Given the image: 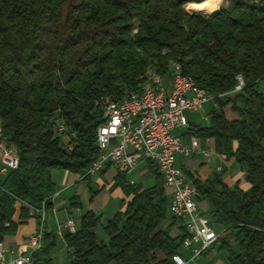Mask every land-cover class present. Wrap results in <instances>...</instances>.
Masks as SVG:
<instances>
[{
  "label": "trees",
  "instance_id": "16d2710c",
  "mask_svg": "<svg viewBox=\"0 0 264 264\" xmlns=\"http://www.w3.org/2000/svg\"><path fill=\"white\" fill-rule=\"evenodd\" d=\"M203 1L0 0V138L18 157L0 180V240L35 218L41 244L33 264H55L56 233L34 211L52 205V170L84 174L100 152L105 103L141 92L148 71L165 75L176 63L198 86L228 93L215 98L207 125L190 122L184 135L212 139L247 187L227 185L217 171L204 180L185 173L223 231L216 243L226 264H264V2L227 0L210 14L185 9ZM237 75L243 87L232 93ZM59 125L71 149L60 143ZM148 167V187L116 175L125 199L103 227L107 243L96 235L101 216L93 210L63 234L65 264H173L185 234L168 211L162 178Z\"/></svg>",
  "mask_w": 264,
  "mask_h": 264
},
{
  "label": "built area",
  "instance_id": "2783aa9c",
  "mask_svg": "<svg viewBox=\"0 0 264 264\" xmlns=\"http://www.w3.org/2000/svg\"><path fill=\"white\" fill-rule=\"evenodd\" d=\"M242 87L243 80L237 75L231 92H238ZM227 94H215L198 86L192 78L182 74L178 64L172 63L167 74L149 77L141 92L108 100L103 111L104 121L97 128L100 152L86 174L101 172L111 164L118 173L129 175L140 162H147L162 178L163 186L171 190L168 211L184 231L181 248L189 251L188 258L181 252L174 253L171 257L173 264H188L223 236V231L216 232L210 219L199 208V193L178 158L187 159L201 153L206 163L210 161L213 153L200 147L199 137L184 135L190 124L185 114L201 110L205 103L215 104L216 97L223 98ZM57 129L63 132L65 127L59 125ZM69 136L74 137V133ZM71 147L69 144L68 148ZM0 160V173L6 174L18 164L16 150L1 138ZM220 170L218 166L217 171ZM129 183L134 184V181L129 180ZM34 211L44 219L43 209ZM63 226L68 231L77 228L72 218L65 220ZM40 244V229L29 234L16 249L0 240V264H33L32 253Z\"/></svg>",
  "mask_w": 264,
  "mask_h": 264
},
{
  "label": "rangeland",
  "instance_id": "374dc122",
  "mask_svg": "<svg viewBox=\"0 0 264 264\" xmlns=\"http://www.w3.org/2000/svg\"><path fill=\"white\" fill-rule=\"evenodd\" d=\"M226 3H227V0H223L220 3L219 8L223 5H226ZM171 69H172V65L169 66V71ZM154 75H155V73L153 71H151V70L148 71V78H147V81L145 82L144 86L147 85L149 77H152ZM258 88L260 90H262L264 88V82L260 81L258 83ZM212 107H213V103L208 102V103L204 104V106L201 110L195 111V112H186L185 115H186L187 119L194 124L207 125L208 124V118H209L208 113ZM224 110H225L226 116L228 118H232L234 116L233 112H231L229 109H227V107L224 108ZM57 133L59 134V137H60V143L64 145L65 149H69L67 147V143H66L68 141L67 134L60 133V132H57ZM11 147L14 148L13 146H11ZM215 160H216L215 157L211 158V165L212 166H214L216 164ZM224 165L226 166V164H224ZM232 166H233V168L238 169V171L241 170L235 161H233ZM82 175H83V177L87 176L88 178H90V176H92V174L89 175V174H86V172ZM127 177H128L127 181L132 179L136 184L140 183L144 187L151 186L154 183V176L150 172V170H148L147 167H144L143 171H141V172L136 171ZM52 178H53V181L55 182L56 191L59 190V192H61L60 193L61 195H59L56 198L55 202L57 203V202L64 200L65 206L68 205V207H70V209H71L69 215L73 219H75L79 222V219H80L79 212L76 211L75 208H72L66 202V200H67L66 192H69V191H66V189H65V191L63 190L64 187L68 184V182L70 180L69 171L57 170V169L52 170ZM111 179H112V171L107 172L104 176L94 175L91 177V182L83 180V181L79 182L78 185H74V188H73L74 190H71V191H75V190L78 191L80 208L82 210H86L88 208H93L100 214V216H101L100 222L97 225V227L95 228V232H96L98 239L102 240L105 243H107V241H108V238H107V236L104 232V228H103L105 223H106V220L111 218L116 211L121 210L123 208L121 206V204H122V202H121V199H122L121 188L114 185V184H111V182H110ZM136 184H134V185H136ZM230 186H232V185H230ZM42 209L45 212V209L44 208H42ZM51 210L47 212V226H48V228L50 230H52L54 233L64 232L66 229L63 226V222L66 220V217H67L66 212L60 208L59 210H57L58 211L57 217H55L54 213L51 212ZM210 211H211V206L208 203L207 209H205L204 214L206 217H208L210 219L213 229L216 232H219V231H221V228L217 223H215L210 218ZM44 217H45V215H44ZM78 222H76L77 227L79 226ZM161 225L163 226V223ZM174 226L177 227L176 224H174L173 227ZM176 230H177V228H176ZM172 231L174 232V230H172ZM174 233H176V231ZM56 237H57V239H56L57 246H56V250L53 253V258H54L55 264H65L67 250L64 246L63 240L58 236V234H56ZM230 245H231L233 250H237V245H236L234 240L230 239ZM181 249L183 251H185L184 248H181ZM183 254L187 255L188 253L183 252ZM188 256H189V254L186 256V258ZM226 256H227L226 250L223 248H219V243H218V244H216V246L209 247L205 251L204 254L198 256L194 260L190 261L188 264H226Z\"/></svg>",
  "mask_w": 264,
  "mask_h": 264
},
{
  "label": "crops",
  "instance_id": "0c3cea01",
  "mask_svg": "<svg viewBox=\"0 0 264 264\" xmlns=\"http://www.w3.org/2000/svg\"><path fill=\"white\" fill-rule=\"evenodd\" d=\"M170 65H172V64H170ZM199 143H200V147L202 149H207V150H209V151H211L213 153L211 158H214V157L216 158V160H215L216 164L214 166H212L211 165V159H210V161L208 163H206L204 158H203V156H202V154L201 153H197V154H195V155H193V156H191L190 158H187V159H182L181 157L178 158V161L180 162V164L182 165V168H184V170L191 171V173L194 176L198 177L200 180H204L210 175L211 172L217 171V167L220 166L221 170L217 171V172H221L222 173V179L224 180V182L227 185H233L235 183H238L242 188H246L247 187V183L244 180V176H245L244 172L242 170L238 171V169H235L232 166L233 165V161H234L233 158L225 159V157L223 155H220V154L216 153L215 150H214V143H213L212 139L206 140L205 138H199ZM262 144L264 145V138L262 139ZM224 164H226V166ZM148 166H149V164L147 162H140L137 165V167L135 168V170L131 174H133L136 171H138V172L143 171L144 167H147L148 170H149ZM1 167H2V163H1V160H0V168ZM109 171H112V179H111L110 182H111V184H114L116 175L120 174V173H118V171H117V169L115 168L114 165L108 164V165H106L104 167V169L101 172L94 173V174H92V176H94V175L104 176ZM131 174H129V175H131ZM5 175H6L5 173H0V180H3L5 178ZM129 175H124V178H125L126 181H127V178H128L127 176H129ZM92 176H90V178H84L83 175L80 174V173L69 172L70 180H69L68 184L64 187V189L62 188L64 191H65V189H66V191H69V192H66V194H67L66 202L72 208H75V210L79 212L80 218H81L82 214L86 210H93L96 213H98V212L95 209H93V208H88L86 210H82L80 208V201H79L78 191L77 190L71 191V190H74L73 189L74 185H78L79 182H81L83 180L91 182V177ZM130 180H132V179H130ZM127 182H129V181H127ZM134 184H136V183L134 182ZM165 189H166V193H167L168 197H170L171 190L169 188H165ZM60 193L61 192H59V190L55 191V193H54V195H53V197L51 199L52 205H51L50 208H48L45 211V226H46V229L48 231H52L47 226V212L50 211L51 209L53 210V211L51 210V212L54 213L55 217H57V215H58L57 214L58 213L57 210H59L61 208L67 214L66 220L68 218H72L69 215L71 209H70V207H68V205L65 206L64 200H62L60 202H57V203L55 202L56 198L59 195H61ZM121 193H122V199H121V202H122V200L125 199V196H124L123 192H121ZM75 202H79V205L77 207H73V205H72L73 203L75 204ZM207 204H208V202L205 201V200H198V206L204 213H205V209H207ZM20 206H21L20 202H16L15 205H14L15 211H14L12 219L15 222H17L19 220ZM73 220L75 221V223L78 222L75 219H73ZM79 223H80V219H79L78 224ZM76 226H77V223H76ZM172 228H171V231L174 230V232L176 231V233H178V230H176L177 227H175V226L173 227L172 226ZM36 229H37V224H36L35 218H29L25 223H23V224L18 226L16 232L13 235H7L2 240H3V242L5 243L6 246H8L10 248H13V249H16L23 242V240L29 234L33 233ZM65 229L66 230L64 232L56 233V234H58V236L61 239H62L63 234L68 231L67 228H65ZM174 232L172 231L173 234H176ZM56 239H57V237H56ZM216 244H218V243L213 244L212 247L216 246ZM180 252L185 258L189 254V251L187 249H185V251H183L181 249ZM183 252H187L188 254L184 255Z\"/></svg>",
  "mask_w": 264,
  "mask_h": 264
},
{
  "label": "bare ground",
  "instance_id": "6f19581e",
  "mask_svg": "<svg viewBox=\"0 0 264 264\" xmlns=\"http://www.w3.org/2000/svg\"><path fill=\"white\" fill-rule=\"evenodd\" d=\"M222 1L223 0H204L202 3L199 4H187L185 6V9L194 12L210 14L211 12L219 8L220 3ZM0 136H1V128H0Z\"/></svg>",
  "mask_w": 264,
  "mask_h": 264
},
{
  "label": "water",
  "instance_id": "95a60500",
  "mask_svg": "<svg viewBox=\"0 0 264 264\" xmlns=\"http://www.w3.org/2000/svg\"><path fill=\"white\" fill-rule=\"evenodd\" d=\"M218 9H219V8H218ZM218 9H217V10H218ZM215 11H216V10H215ZM213 12H214V11H213ZM211 13H212V12H211Z\"/></svg>",
  "mask_w": 264,
  "mask_h": 264
}]
</instances>
